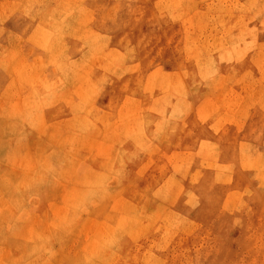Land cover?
Here are the masks:
<instances>
[{"label":"rangeland","instance_id":"obj_1","mask_svg":"<svg viewBox=\"0 0 264 264\" xmlns=\"http://www.w3.org/2000/svg\"><path fill=\"white\" fill-rule=\"evenodd\" d=\"M0 264H264V0H0Z\"/></svg>","mask_w":264,"mask_h":264}]
</instances>
